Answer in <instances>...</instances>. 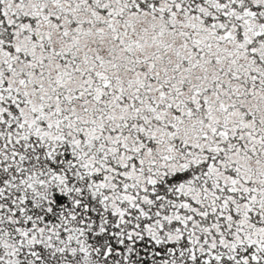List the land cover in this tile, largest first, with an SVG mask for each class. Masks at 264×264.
<instances>
[{
  "label": "snow or ice",
  "instance_id": "snow-or-ice-1",
  "mask_svg": "<svg viewBox=\"0 0 264 264\" xmlns=\"http://www.w3.org/2000/svg\"><path fill=\"white\" fill-rule=\"evenodd\" d=\"M0 264H264V0H0Z\"/></svg>",
  "mask_w": 264,
  "mask_h": 264
}]
</instances>
